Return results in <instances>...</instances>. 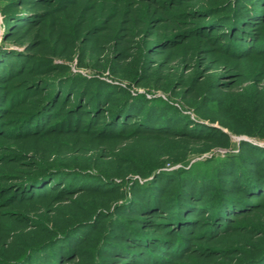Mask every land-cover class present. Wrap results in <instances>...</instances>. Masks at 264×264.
<instances>
[{
    "label": "trees",
    "instance_id": "obj_1",
    "mask_svg": "<svg viewBox=\"0 0 264 264\" xmlns=\"http://www.w3.org/2000/svg\"><path fill=\"white\" fill-rule=\"evenodd\" d=\"M62 1L65 5L63 3L49 4L47 0H9L7 2L2 0L0 3L1 14L4 18L0 25L3 33L0 46V82L3 83L2 87L7 88L6 94H9H0V125L4 123L1 120L7 118L9 114L7 113L8 107L13 111L16 108H22L18 111L22 115L20 122L16 128H10L7 135L12 136L13 133L17 139L30 140L33 137L36 138L34 140H40L48 134L55 136L56 138L52 140H57V142L64 135L79 137V139L92 137L101 143L108 139H116L119 140L117 146L119 151L113 150V157L117 156L115 153H121L122 145L126 148L131 147L126 140L137 143L147 138L151 144H155L154 141L166 140L178 145L173 147L174 151L171 154V158L176 162L190 156L193 149L191 145H187L189 142L205 141L218 146L233 145L230 143L229 135L222 130L204 124H197L193 127L194 123L189 117L181 115L178 110L162 103L156 104L157 107L154 108L153 113L160 114V110H166L167 113L169 112L167 116L155 120L151 112L150 116L147 113L143 117V122L140 123L141 126L139 125L138 132L124 135L126 131L124 128L122 129L124 130L123 135H119L117 132L122 127L121 122L133 116L130 112L134 110L135 101L124 99L121 104L112 106L115 101L108 99L109 95L118 93L112 97L115 98L123 95V92L105 89L108 87L100 80L94 81L78 75H68L67 68L57 64L55 60H71L82 39L90 42L92 37L99 34H106L105 36L110 37L107 33L113 31L115 26L112 23L115 21H118L115 33L108 39H115L111 40L112 50L117 52L120 58H125L123 51L128 49L126 41L131 30L129 25L135 23L145 29L150 28L148 15L141 12L135 13L130 0L88 1L92 3L88 12L86 7H82L88 3L84 0V2L82 0ZM204 1L207 0H186L188 3ZM176 2V0H154V8L172 7ZM179 2L182 3V1ZM224 3L223 7L206 5L197 8V13H210V19L197 26L198 33L206 36V31L216 28L217 33H214L213 39L228 38L223 47L225 53L230 56L242 58L246 56L245 53L249 49L253 48L264 52V37L256 35L259 33H251L252 30L262 27L260 22L264 19V0H225ZM31 6L33 9L30 11L28 8H32ZM89 12L92 13L91 16L94 19L90 24L87 23ZM191 14L196 13L191 12ZM81 16L85 18L82 24L86 26V29L79 27L80 23L77 20ZM145 29L141 27L133 31L132 27L133 35L136 36L138 32L141 34ZM192 30L195 31V29ZM167 39H170L171 48L180 44L175 36H163L159 42L148 43L146 49H142L140 53L141 63L147 60L154 62L152 66H146V72L151 73L152 68L160 67L157 68L158 70L154 69V78L156 73L159 74L161 71L163 73L173 68L170 65L174 61L167 60L160 63L152 57L144 56L153 52L154 55L159 54L156 53L155 48ZM13 44L18 47L24 46L25 49L23 51L10 50L9 47ZM164 46L167 49L169 45ZM118 48L122 51L116 50ZM189 51L188 49L187 53L191 56V61L196 62V53ZM168 56L166 55V58ZM168 58L170 59V56ZM192 63L186 66H191ZM35 73L39 76H34ZM56 75L59 76L54 77ZM10 77L22 78V81H26L25 87L20 91L21 93L19 92L20 96L17 98H15L17 93H11L10 88L12 89L14 85L13 80H8ZM164 84L167 86V83ZM190 84L191 87L187 86L188 88L183 90L181 96L192 106H196L197 112H201L199 114L201 117L209 110L220 111L221 114L227 115L223 105L218 109L215 108V98L209 94L208 88L202 91L206 98L205 101L196 105L197 98L201 96L196 93H201V91L198 83ZM171 90L175 92L178 89L171 88ZM108 91L111 93H107ZM218 92L221 91L217 89L216 93L219 94ZM69 93H71L70 97L64 103V98ZM72 99L74 103L71 102ZM263 99L264 93L258 89H253L250 93H239L235 100L236 109L241 112L239 110L249 106L248 109L252 108L251 111L261 117L264 125V111L260 110L261 106L255 108L251 104L257 102L256 105H259ZM61 100H63V105L56 109ZM103 105L107 106L103 107ZM110 106L112 107L108 110ZM26 107L28 109L24 110ZM157 109L159 110L156 111ZM226 109L236 111L231 106ZM81 115L82 118H87V130L85 131L81 122L86 119H82ZM140 115L135 113L133 119L141 118ZM207 118L218 120L223 126H229L222 118L211 116ZM23 128L27 129L21 131ZM256 134H250V136ZM115 135L118 136L114 137ZM68 154L79 156V152L75 149L69 151ZM68 154L64 159L68 158ZM126 160L129 161V159ZM37 167L35 165L34 168ZM214 167L212 173L202 172L200 181L186 177L184 173L187 170L185 169L176 171L175 179L170 177L173 174L168 175L166 172L158 173L157 170L150 172L146 169L134 171L128 168H121L118 173H115L120 178L119 183L112 181L115 178L90 177L95 179L96 184L114 186V192L99 188L87 189L83 184L85 182L81 183L82 181H70L67 188H64V183L60 187L54 186L63 202L76 199V208L79 213L75 217L79 220L73 219L68 222L66 217L59 219L60 225L65 223L70 228L64 226L67 229L64 228L63 232L55 235L49 241L52 243L41 242L39 246H25L26 243L22 236L17 235V232L7 231L0 237V240H5V242L0 241L2 248L0 264H47L44 262L47 261L46 258L43 260L36 256L37 252L44 256L52 252L57 261L60 260L61 255L68 259H79L78 257L81 258L80 251L74 247L71 236L75 233L84 234V229H80L82 226L89 225L85 229L90 230L98 221L102 222L105 219L107 225L111 226L105 233L108 241L102 242L94 253H91L92 257L82 255L84 256L82 264H103L102 256H108L110 258L108 260H111L113 264H264V201H255L264 198V150L241 142L237 154L228 155L227 159H221ZM61 170L64 171L58 172ZM70 171L73 173H68ZM129 173L138 174L142 179H147L154 173V180L144 187V189L151 190L153 186L158 187L153 191L155 196L152 193L153 200L142 203L139 200L140 197L133 196L137 189L139 191L143 189L139 188L140 184L136 181L132 185L128 184L127 174ZM53 175L58 176L60 180L88 176L70 168L49 169L38 175L29 171L21 177L24 179L19 184L0 186V199L6 197L5 201L2 200L5 204L15 203L17 199H23L22 202L25 203H31V201L34 203L33 200L36 198L47 200L49 193H45L44 190L47 185H53L54 179L51 177ZM111 175L114 176V173ZM164 180L167 182L172 180L173 184L168 188L159 187L158 184ZM126 186H129L127 188L131 192H128L130 196L124 193ZM133 186L137 187L136 191L135 188L132 189ZM37 187H41L42 195H35ZM67 191L75 194L64 196ZM85 197H88L87 200L91 201V204L87 203V200L86 202L82 200ZM120 198L124 202L114 205V199L117 201ZM81 201L84 203L78 210V204ZM125 213H138L141 217L140 219L123 220L119 216ZM159 217L165 219L157 220L156 218ZM132 223H142L144 227L137 229L138 227ZM113 226L118 228L119 233L113 231ZM193 228H202V230L197 234ZM92 241L93 237L89 236L84 244ZM195 242L205 244L196 245ZM133 247L142 248L143 253L134 251ZM21 249L23 251H20ZM15 251L17 255L10 258V254L12 255ZM33 260L37 262L33 263ZM52 263H55L54 257ZM64 263L66 261L62 262Z\"/></svg>",
    "mask_w": 264,
    "mask_h": 264
},
{
    "label": "rangeland",
    "instance_id": "obj_2",
    "mask_svg": "<svg viewBox=\"0 0 264 264\" xmlns=\"http://www.w3.org/2000/svg\"><path fill=\"white\" fill-rule=\"evenodd\" d=\"M1 1L2 0H0V3ZM7 1L9 0H3V2ZM84 1L94 2L96 0ZM176 1L177 2L172 7L154 8V0H130L135 13L141 12L142 14L146 13L148 15V20H150L148 25L150 28L147 27L145 29V27L138 26L135 23L129 25L131 30L129 32L128 40L126 41V43H128L126 44L128 49H124L123 51V57L125 58H120L118 53L112 50L113 44L111 42L115 39H108L112 37L113 33H115V28L118 24V21H115L112 23L115 26L113 29L114 32L107 33L110 37L105 36L106 34H99L92 37V39L89 40L90 42H86V40L83 39L82 41L79 40L80 45L77 46L71 60L56 59L55 62L66 67L68 75H78L94 81L100 80L108 87H105V89L113 90L115 92H123V95L121 94V96H116L115 98L112 97L118 95V93L109 95L110 97H108V99H114L115 101V104L112 106L119 105V103L121 104V101L124 99L135 101L133 103L134 113L132 111L130 112L133 116L129 117L127 121L124 120L121 122L122 127L117 132L119 135H123L124 130L122 129L124 128H126L124 135L138 132L140 129L139 125L141 126L140 123L143 122V117L147 113L149 116L152 113V117L154 116L155 120H158L162 116L163 118L167 116L169 112L167 113L166 110H160V114L153 113L154 108L157 107L156 104L162 103L178 110L181 115L189 117L192 123H194L193 127L197 124H204L222 130L229 135L230 143L233 145L218 146L213 145L212 142L205 141L189 142L187 145H191V149H193L190 156L185 157L184 160H180V162H176L175 159L171 158V154L174 151L173 147L178 145L166 140L154 141L156 143L151 144L149 139L143 138L141 139L142 141H137V143H131L130 140H126V143H130L131 147L126 148L122 145L120 148L121 153H115L117 156L113 157V150L119 151L117 148L119 140L116 139H108L106 142L101 143L92 137H83L79 139V137L76 138L74 136L64 135L59 138L60 141L57 142V140H52L56 138L55 136H49L48 134L43 136L40 140H34L36 138L33 137L30 140L17 139L16 135L13 136V133L12 136H9L7 135V131L10 128H16L17 124L20 122L19 120L22 115L19 114L18 111L22 108H16V110L13 111L8 107L9 110L7 113L9 114L7 115V118L1 120L4 123L0 125V186L6 187L19 184L22 182L21 180L24 179H21V177L25 176L29 171L33 172L34 175H38L49 169L58 170L62 168H70L75 169L76 172L80 171V173L82 172L84 175L88 176L82 178L74 177L69 180H60L58 176H51L52 179H54V183L52 186H50V184L47 185L44 190L45 193H49L47 200L36 198V200H33L34 203L32 201L31 203H25L22 202L23 199H17L18 201L15 203L5 204L3 202L6 197L0 199V237H2L4 233H7V231H14L17 232V235L23 237V240H25L26 243L25 246L32 247L35 245L39 246L41 242H49L55 235L70 228L67 227L68 225L65 223L64 225H60L58 220L64 217L67 218L68 222L73 219L79 220L75 217L79 211H77L76 208V199L63 202L62 198L59 196V192L54 186L60 187L63 183L64 188H67L68 183H71L70 181H82L81 183L85 182L83 184H85L84 187L87 189L99 188L114 192V186L108 185L106 182V185L99 183L96 184L95 179L90 177L100 176L103 179L115 178L112 181L114 183H119L120 178H118L115 173H118L121 168H128L134 171L138 169H146L150 170V172L157 170L158 173L161 171L168 173V175L173 174V176H170L171 178L176 177V175H174L176 171L185 169L187 170V172L184 173L186 177H189L191 180L200 181L202 180V172L206 171L207 174L212 173L213 168H215L214 166L221 159H227L230 154H237L241 142L249 143L260 150H264V125L262 124L261 117L255 115L251 111L252 108L248 109L249 106L244 107L243 110H239L241 112H238L236 109L237 105L235 104L236 96L239 93H250L253 89H258L264 93V52H260L256 48H253L252 50L249 49L247 53H245L246 56H242V58L230 56L225 53V48L223 47L228 38L224 39V37H222L220 39L221 41L219 39H213L215 37L214 33H217L216 28L206 31V36H201V33H198L197 26L204 23L207 19L209 20L210 13H197V8L206 5L210 7H216L217 5L223 7L225 5V0H207L200 3H188L186 0ZM179 1H182V3ZM47 3H63V5H65L62 0H47ZM85 5L86 6L82 7H86L88 12L92 3L88 2ZM28 9L31 11L33 7ZM191 12L196 14L192 15ZM91 15L92 13L89 12V16H87L88 24L92 23L94 20ZM84 19V16H81L77 21L80 23L79 27L81 26L83 29H86V26L82 24ZM3 20L4 18L0 10V25H2ZM260 23H262L260 24L262 27L257 30H252L251 33H259L256 35L264 37V19ZM132 27L133 31L141 27L145 30H143L141 34L138 32L135 36L133 35L134 32L132 31ZM192 29H195V31ZM2 35L3 33L0 29V46L3 39ZM163 36H175V39L180 41V44L171 48L170 39H167V41L164 40V42H161V44L155 48V50H157L156 53L159 54L154 55L153 52L150 55L146 54L144 56L146 58L152 57L155 61H159L160 63L167 60L171 62L174 61L171 63L172 65H170L173 66V68H169L163 73H161L162 71L160 70L161 72L159 74L156 73L154 78V69L158 70L157 68L160 67L156 66V68H152L151 73L146 72V66H152L154 62L151 63L150 60H147L146 62L142 61L141 63L140 53L146 49L148 43L159 42L162 40ZM29 38H31V35H29ZM166 44L169 45L167 46V49L164 48V45ZM122 47H124V45ZM9 49L23 51L25 47H18L13 44ZM188 49L190 50L189 52L196 53V62L191 61V56L187 53ZM116 50L122 51L120 48ZM162 52H165V54H162ZM166 55H169L170 59L168 58L169 56L167 59ZM198 59L200 60L198 61ZM190 61L193 62L192 65L186 66L188 63H191ZM34 76L37 77L39 75L35 73ZM57 76L59 75L54 77ZM46 77L51 78L50 76ZM15 79L16 78L12 77L8 78V80H13L12 83L14 86L12 89L10 88V90L12 94L17 93L15 95V98H17L20 96V91L25 87L26 81H22V78ZM197 80L199 82H197ZM164 83H167V86ZM181 83H183L182 86L180 85ZM190 83H198V88L201 91V93H196L199 94V96L201 95L200 98H197V101L195 102L196 105L198 103L200 104L201 101H205L206 98L204 97L205 95L202 94V91L208 88L207 91L209 94L213 95L215 98V108L218 109L223 105L224 111H226L227 115L221 114L220 111L215 112L214 110H209L208 113H203L202 117H205L202 118L199 115L201 112H197L196 106H192L188 100L182 99L181 94L185 88H188L187 86L191 87ZM1 85H3L2 82H0V94L9 95L6 94L7 88L2 87ZM171 88H177L178 90L173 92ZM217 89L221 91V94L219 92V94L216 93ZM107 93L111 92L108 91ZM70 94L71 93L64 98V103L67 102ZM71 102L74 103V99H72ZM256 103L257 102H252L251 104L255 108L261 106L260 110L264 111V99L261 104L258 103L259 105H256ZM62 105L63 100L59 102L56 109H59ZM106 106L103 105V107ZM112 106H110L108 110ZM228 106L235 108L236 111L230 109L225 110ZM25 109L28 108L26 107L24 110ZM160 109L163 108L160 107ZM158 110L159 109L156 111ZM135 113L136 115H138V113L141 114V118L139 117V119L134 120ZM87 116H89V114H87ZM209 116L222 118L229 126H223L222 122L218 120L208 119L207 117ZM82 119H86L83 120L84 122H81L83 130L85 131L87 130V118ZM25 129L27 128H23L21 131H25ZM254 133L257 134L250 136V134ZM116 136L118 135H115L114 137ZM123 148L124 150L122 151ZM74 149L79 152V156L68 154L69 151ZM67 154L68 158L64 159ZM46 158L49 162H47ZM126 159H129V161ZM35 165L38 167L34 168ZM62 171L64 170L58 172ZM68 173L73 172L70 171ZM112 173H114V176L111 175ZM127 176L129 185H132L133 182L136 181L140 184L139 188L142 187L143 189H141L142 191H139L136 186H133V190L134 188L135 191L137 189L133 196L137 195L140 197L141 199L139 200L142 203L153 200L152 193L155 189H158V187L153 186L152 190L149 188L144 189V187L147 183L154 180V173L151 176L149 175L150 177L147 179H142L140 175L134 173H129ZM172 184V180L168 182L164 180L158 185L159 187L162 186V188H168ZM73 187H75V185ZM127 187L129 186L124 187V193L130 192ZM42 192L41 187L35 188V195H42ZM130 193H128L129 196ZM72 194L75 193L67 191L64 196ZM87 199L88 197H85L82 200L86 202ZM115 201L116 200L114 199V205L124 202L122 198L118 199L116 202ZM255 201L262 202L264 201V198H259ZM84 202H79L78 210L82 208L81 205ZM90 202L91 201L88 202L87 200V203ZM98 206H100V204H98ZM119 217L123 220H131L134 218L140 219L141 215L138 213H125ZM156 219L162 220L165 218L159 217ZM132 225L138 227L137 229L144 227V224L142 223H132ZM88 227L89 225L80 228L84 229V234L75 233L71 236V238H73L71 241H74V247L79 249L81 258L78 257L79 259L74 260L64 258L61 255L59 258L60 260L57 261L52 252H50V255L48 254L46 256L37 252L36 256H38L39 259L43 258V260L46 258L47 261L44 262L47 264L53 262V257L55 263L52 264H62L63 261H66L64 264L84 263V256L92 257L93 255L91 253H94L95 249L99 247L102 242L104 243L108 241V239L105 238V233L111 226L107 225V220L105 219L102 222L98 221V223L93 225L90 230L85 229ZM112 228L114 229V232L119 233L118 228L115 226ZM193 229L194 231H197V234L202 230V228ZM89 236L93 237V241L84 244ZM0 241L5 242V240ZM82 242L83 244H81ZM195 243L196 245L205 244L200 242ZM1 250L2 248L0 245V252ZM133 250H137V252L141 251L140 253H143L142 248L140 247H133ZM20 251H23V249ZM63 251L64 250H62V252ZM63 254L65 255V252H63ZM13 255H17V251L13 252L12 255L10 254L9 257L11 258ZM108 259H110L108 256L101 257L103 264H113V262ZM124 261L127 260L124 259ZM34 262L37 261L33 260V263Z\"/></svg>",
    "mask_w": 264,
    "mask_h": 264
}]
</instances>
